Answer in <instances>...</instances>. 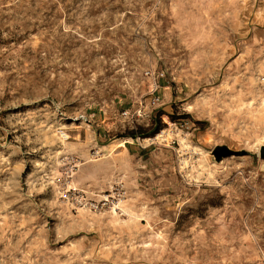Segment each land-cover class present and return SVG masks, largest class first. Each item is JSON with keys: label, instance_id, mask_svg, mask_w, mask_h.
Segmentation results:
<instances>
[{"label": "rangeland", "instance_id": "374dc122", "mask_svg": "<svg viewBox=\"0 0 264 264\" xmlns=\"http://www.w3.org/2000/svg\"><path fill=\"white\" fill-rule=\"evenodd\" d=\"M261 77L264 0H0V264H264Z\"/></svg>", "mask_w": 264, "mask_h": 264}, {"label": "trees", "instance_id": "16d2710c", "mask_svg": "<svg viewBox=\"0 0 264 264\" xmlns=\"http://www.w3.org/2000/svg\"><path fill=\"white\" fill-rule=\"evenodd\" d=\"M167 117L169 122L171 123H177L180 119L189 120L193 124L199 126V127H205L207 125L206 122L203 121H195L190 114L184 113L182 115H178V113H165L163 111H159L157 114V117L154 120L153 126L149 130L144 129H138L136 131H130L129 135H127L130 138H141V139H147V138H154L157 136L162 130H164L167 125L163 121V118Z\"/></svg>", "mask_w": 264, "mask_h": 264}, {"label": "water", "instance_id": "95a60500", "mask_svg": "<svg viewBox=\"0 0 264 264\" xmlns=\"http://www.w3.org/2000/svg\"><path fill=\"white\" fill-rule=\"evenodd\" d=\"M214 155L217 157V160L219 161L223 157H230L233 155V152L225 147H218L214 151ZM259 156L262 160H264V146L261 147Z\"/></svg>", "mask_w": 264, "mask_h": 264}, {"label": "built area", "instance_id": "2783aa9c", "mask_svg": "<svg viewBox=\"0 0 264 264\" xmlns=\"http://www.w3.org/2000/svg\"><path fill=\"white\" fill-rule=\"evenodd\" d=\"M149 75V73H148ZM153 78V84H154V91H157L158 90V83H157V80L156 78L152 77ZM261 84H262V89H263V92H264V77H261Z\"/></svg>", "mask_w": 264, "mask_h": 264}]
</instances>
